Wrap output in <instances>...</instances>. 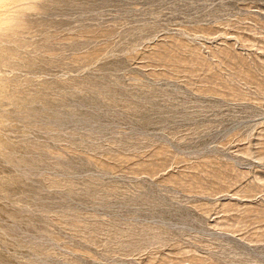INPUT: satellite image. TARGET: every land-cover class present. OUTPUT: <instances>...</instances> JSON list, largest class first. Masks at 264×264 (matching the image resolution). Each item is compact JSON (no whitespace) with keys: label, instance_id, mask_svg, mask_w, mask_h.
<instances>
[{"label":"rangeland","instance_id":"obj_1","mask_svg":"<svg viewBox=\"0 0 264 264\" xmlns=\"http://www.w3.org/2000/svg\"><path fill=\"white\" fill-rule=\"evenodd\" d=\"M0 264H264V0H0Z\"/></svg>","mask_w":264,"mask_h":264}]
</instances>
